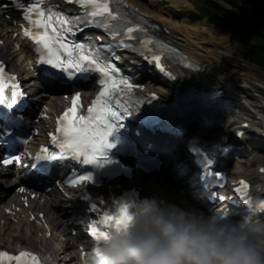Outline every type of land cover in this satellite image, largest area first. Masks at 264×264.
<instances>
[{"label":"snow or ice","instance_id":"snow-or-ice-1","mask_svg":"<svg viewBox=\"0 0 264 264\" xmlns=\"http://www.w3.org/2000/svg\"><path fill=\"white\" fill-rule=\"evenodd\" d=\"M84 6L85 11L82 15L70 18L63 12H53L46 9L40 3H32L24 13L25 17L31 21L37 31L30 32L25 29L27 35L35 40L37 47L35 51L39 54L38 62L50 66L46 69L47 75L44 77L47 87L66 89L75 92V104L69 108L60 117L58 127L59 144L58 150L49 151L45 147L41 152L34 156L25 151V156H31V166L38 174L47 172L59 162L60 158L65 156L81 157L84 164H99V157L103 154L104 147L109 145V137L113 130L117 128L120 121L132 110H138L140 104L132 106L131 110L125 107L117 96L130 92L132 83L126 79H118L114 73H119L120 69L108 57H102L99 54L100 45H93L91 41L76 42L68 41L69 33L78 30L79 23L100 24L113 37L120 36L123 31L129 38H135L134 30L147 33V28L142 23L144 18L140 16V22H131L129 26V17L120 7L121 0H76ZM19 3V0H17ZM23 6V5H21ZM32 13H35L33 15ZM77 25V27H74ZM154 37L145 35L144 44L147 46ZM120 43L127 47L121 39ZM156 43L160 44L159 40ZM103 47H110L104 45ZM154 61L160 62L161 56L152 57ZM163 67V64H161ZM3 61H0V147L12 145L21 139L18 135L20 126L24 123L22 117L17 116L13 109L18 105L20 97L26 96V93L18 86L13 88L8 95L5 94L3 73ZM98 71L104 78L100 81L104 85L102 91L96 96L95 103L88 108L87 114H78V105L81 100V92L84 89L82 81L87 80L88 74ZM126 85V87H124ZM152 93L151 97H155ZM140 97V101H144ZM123 108V111L120 109ZM237 135L243 137L245 133L238 131ZM54 142L56 134H53ZM5 163L11 159H20L17 154L14 157L11 154L0 156ZM219 175V174H218ZM93 180V174L90 171L78 177L82 181ZM77 180L69 181L75 184ZM129 204L121 203L116 213L109 214L105 212L102 217V223L122 224L131 219L129 213ZM110 229V228H109ZM98 230L95 225L90 228V232L97 239H102L108 235V230ZM0 257H10L19 262V264H40L36 253L24 251L16 256H10L7 252H0Z\"/></svg>","mask_w":264,"mask_h":264},{"label":"clouds","instance_id":"clouds-1","mask_svg":"<svg viewBox=\"0 0 264 264\" xmlns=\"http://www.w3.org/2000/svg\"><path fill=\"white\" fill-rule=\"evenodd\" d=\"M251 214L230 218L157 196L129 205L85 264H264V198Z\"/></svg>","mask_w":264,"mask_h":264},{"label":"bare ground","instance_id":"bare-ground-1","mask_svg":"<svg viewBox=\"0 0 264 264\" xmlns=\"http://www.w3.org/2000/svg\"><path fill=\"white\" fill-rule=\"evenodd\" d=\"M167 2H169V1H167ZM143 5L146 6L147 9L151 10L153 17H155L156 19H158L160 22L163 23V27L166 29V31H170V34H169L170 39L178 42L197 61V64H193L194 67L189 68V70L183 71L184 75H182V79L184 82L187 81V83H190L191 85H198L199 87H207V86H213V85L221 87L222 85H225L230 90V94L237 97L236 98V101L238 104L237 105V109H238L237 112H235V111L228 112V113H225L221 118L215 119V121H217V123L219 125V128L222 131H225L228 128L236 126V123L238 122V121L236 122V119L241 118L242 115H247L249 117L259 115V117L261 118L260 122L264 124V93L261 92L263 95V96H261L260 92L258 91V87H256V86H259V87L264 88L262 83L257 84L254 80H249V79H247V77L246 78L245 77H239V75L235 77L236 78V80H235L234 78L229 76L230 73H227V74H229V75H227L225 73V71H222L221 65L219 68L217 65H215L213 63H209V64L204 63L200 57V53L198 50L199 49L198 45L200 43V42H198L199 37H200V31H198L196 29V31L194 32L195 38H193L192 33L190 32L191 31L190 28L192 27L191 23L189 26H187L185 23L179 24V23H175L172 21V18L174 16H180L181 15L180 13L175 12L172 14V13H168V11L161 12V10H162L161 6L159 4H155V3H149L147 5H145V4H143ZM177 10L180 11L181 9L177 8ZM204 30L211 31L212 27H207ZM203 32H205V31H203ZM211 32L215 33V35H216V32H213V31H211ZM218 32H220V31H218ZM215 35H214V37H215ZM0 38H2V36H0ZM211 39L213 40L212 37H211ZM217 39L218 38H216V39L214 38V40H215L214 42H216L215 46L220 47V43L218 41H216ZM196 45H197V47H196ZM223 46H225V45H223ZM211 51H213V50H211ZM202 55H205V54H202ZM213 58H214V56H213ZM144 77L148 78V76H145V75H144ZM150 79H151V81L154 80L153 78H150ZM155 79H157V78H155ZM156 81L159 82L158 79ZM187 83L185 82V84H187ZM153 84H155V83H153ZM158 87L160 88L159 90L165 96H168L169 91H168V89H166V85L161 83V84H159ZM254 88L256 90H254ZM252 90H253V92H252ZM36 99L38 101H43V102H45L47 100L46 103L51 105L53 109H55L56 107L59 106V104H61V99L59 96H57L56 98L53 97V98L47 99V98H44L41 93L40 94L37 93V94L33 95V100H36ZM254 119L257 120L258 118H254ZM210 136H212V135H210ZM159 140H162V141H159ZM165 140H166V142H165ZM169 141H171V139H169V138L164 139V141H163V139H155L156 144L154 146L160 147L161 150L167 151V155L170 156L172 158V160L174 161L176 159V157L174 156V154H171L167 148ZM237 161H238V159H237ZM246 162H250V160H246ZM259 164H261V162H259ZM167 172L168 171L163 173L164 176L170 177L169 173H167ZM259 177H262V176L260 175ZM149 183L154 184L155 179L151 178ZM114 185L117 186V184H114ZM145 191H147V192L157 191L159 193L164 192V190H160V189L157 190L155 188L149 190L148 187H146ZM76 192H78V190H76ZM73 195L76 196L75 194H73ZM73 200H75V199H73ZM73 200L72 199L65 200L62 197L63 203H62V201H60V204H63V205H61V207L59 208V211L63 215L68 214V217H70L72 215V211L71 210L67 211L65 209V207H67V205H71L72 203L74 204ZM0 247H1V245H0ZM2 248H4V247H2Z\"/></svg>","mask_w":264,"mask_h":264},{"label":"rangeland","instance_id":"rangeland-1","mask_svg":"<svg viewBox=\"0 0 264 264\" xmlns=\"http://www.w3.org/2000/svg\"><path fill=\"white\" fill-rule=\"evenodd\" d=\"M155 3L156 4L157 3L163 4L164 6H166V9L169 12H173L175 10V8L170 6L171 4L166 2V0H161V1L157 0ZM176 3H177V1H176ZM177 4L181 5V7H183V8L185 7V5L182 2L177 3ZM174 21L175 22H184V23L188 22L191 24L195 23V24H198L200 28L201 27L203 28V26L208 25L207 20H201L198 22L195 21V16L193 14H191L189 11H187V12L184 11L183 17L178 18V20L175 19ZM212 31L216 32V35H215V33L211 34V33H205V32H203V34L205 33L204 35L202 34V37L204 39H201V40H203L202 42H205V43L203 44L204 46L201 45L203 48V49H201V52H203L202 54H205L206 56L205 55L204 56L208 58V59L206 58L205 60L206 61L208 60V62H212L218 66L221 65L222 68H224L225 73L226 74L230 73V75L229 74H227V75L234 78L235 80H236L235 77L239 75V77H245V78L247 77V79L254 80L257 84L262 83V85H263L264 84V69L243 58V52H244L243 49L245 47V44H246V42L249 43L251 41L252 37H250V36L246 37V36L242 35L239 30H235V29H231V28H215ZM218 31H220V32H218ZM214 35H215V37H214ZM211 37L213 38V40L211 39ZM214 38L215 39L218 38L216 41H218L220 43V47H214L216 44V42H214L215 41ZM201 40L199 37V41H201ZM223 45H225V46H223ZM211 50H213V51H211ZM213 56H214V58H213ZM256 87H259V86H256ZM259 90L262 91V89H259ZM262 146H263V144L260 145L259 147H262ZM257 157H260L261 160H264V154L258 155ZM253 163H254V166H256L257 162L254 161ZM245 165H246L245 166L246 170H244V167H242L241 171L245 174H249V175L253 174L254 168L250 167L248 164H245ZM9 234H10V231H9ZM12 236H11V241H10L11 246L18 245V241H16V240L12 241Z\"/></svg>","mask_w":264,"mask_h":264},{"label":"trees","instance_id":"trees-1","mask_svg":"<svg viewBox=\"0 0 264 264\" xmlns=\"http://www.w3.org/2000/svg\"><path fill=\"white\" fill-rule=\"evenodd\" d=\"M245 19L238 21L255 40L245 51V57L264 67V0H240Z\"/></svg>","mask_w":264,"mask_h":264}]
</instances>
